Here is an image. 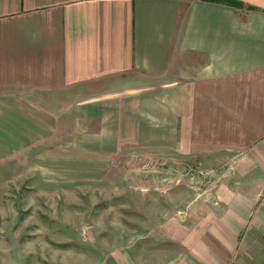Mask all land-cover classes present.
Listing matches in <instances>:
<instances>
[{
	"label": "crops",
	"instance_id": "1",
	"mask_svg": "<svg viewBox=\"0 0 264 264\" xmlns=\"http://www.w3.org/2000/svg\"><path fill=\"white\" fill-rule=\"evenodd\" d=\"M36 154L219 160L100 264H264V0H0V167Z\"/></svg>",
	"mask_w": 264,
	"mask_h": 264
},
{
	"label": "rangeland",
	"instance_id": "2",
	"mask_svg": "<svg viewBox=\"0 0 264 264\" xmlns=\"http://www.w3.org/2000/svg\"><path fill=\"white\" fill-rule=\"evenodd\" d=\"M141 155H124L103 179L95 158L87 164L36 154L0 167V264H100L110 236L145 233L141 221L166 219L184 193L189 201L192 190L211 187V173L225 167L212 158ZM79 168L94 177L78 178Z\"/></svg>",
	"mask_w": 264,
	"mask_h": 264
}]
</instances>
